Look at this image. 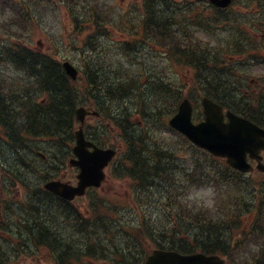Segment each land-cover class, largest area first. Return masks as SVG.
Returning a JSON list of instances; mask_svg holds the SVG:
<instances>
[{"label": "trees", "instance_id": "trees-1", "mask_svg": "<svg viewBox=\"0 0 264 264\" xmlns=\"http://www.w3.org/2000/svg\"><path fill=\"white\" fill-rule=\"evenodd\" d=\"M76 1L78 3H75ZM167 1H170V5L164 7ZM65 2L70 8L78 7L77 11H80L82 20H88V16L94 13L93 10H90L92 7L90 5L92 4L91 0H65ZM95 5L99 6L97 0ZM177 5L180 4L174 0H147L145 14L149 15L150 18L144 21L146 24L150 23L151 31H149L153 42L159 48L167 49L169 55L175 54L178 57L188 55L189 64L202 75L197 87L206 96L218 103H226L236 112L248 117L254 116L258 121L264 122V107L261 109L262 112H258V109L249 105L243 94H241V98L234 99L232 96L237 94L234 93L232 80L225 72L217 70L219 63L217 54L206 46L198 45L199 40H194L193 35L190 34L191 31L198 30L210 34L217 30V27L221 25L224 10L214 8L210 9L209 14H207L203 8L193 9L192 7L188 8V18L185 15L178 19L177 12L174 15L175 10L173 9V6L177 7ZM181 15L183 16V14ZM24 23H28V21L24 20ZM244 26H247L246 23ZM233 32L238 34L239 30L235 28ZM256 39L260 41H254L250 45V51L256 50L257 52L264 49V36L261 38L257 35ZM85 43L87 46V40ZM21 46L26 47V45ZM16 47L15 60L17 65L22 63L27 66L26 69L31 72V77L35 81L33 83L36 87L34 97L42 96L44 93H53L55 88L52 83L59 80L63 90L55 92L54 96L59 95L58 100L65 101V104L57 100H47L43 104L35 103V100L32 102L26 99L18 100L17 111L15 110L17 116L12 115L13 112L11 111L14 109H3L0 105V118L7 125L8 132L15 135L18 148L23 147L22 142L25 133L33 134L34 138H52L63 135L64 145L70 144L75 122L72 107L78 101H84V96H80L78 100L74 90V87L75 89L77 87L73 86V82L69 80L59 65L46 62V58L36 54V52L24 51L19 45ZM134 47L135 45L132 49ZM91 49L95 51L96 55L99 54L102 58L108 57L107 60L110 59V56L103 55L106 50L100 42L91 41ZM90 50L88 49L87 52L90 53ZM127 54H129L128 51ZM147 54L148 50L144 54L145 58L142 56L126 63L111 64L108 67L106 60L99 58L100 68L97 66L96 58L92 59L94 56L92 55L86 58L84 64V69L88 72L86 78H90L93 89L102 87L109 91L111 88L109 83L119 80L120 84L116 82L118 86L116 83L113 84L111 94L128 98L130 101L131 107L128 106L127 117L124 112L125 106L117 102L115 96L111 100L113 114L117 115L116 118L112 117L114 119L112 122L121 128L129 144L126 160L121 157L116 161L117 163L121 162L120 167L124 169L122 173L125 174L121 178L128 177L133 182L134 191L128 203L109 200L102 204L92 203L88 208L80 210L70 204L51 198V195L41 188L42 181L40 179L35 180L32 185L22 180V178L24 179L22 170L25 169L26 171L31 169L34 171L33 178L46 176L44 170L50 167L51 160H48L47 165H30L27 168L25 166L19 168V165H14L13 162L10 164L7 160L0 161V174H6L2 168H7L6 170L14 177H11L13 183L17 184L16 180L20 179L18 180L19 183L28 185L24 187L28 190V199L23 206L25 209H22L18 214L14 226L5 230L6 236L0 235V241L2 239L8 240V246L0 245L1 255H6L11 260L5 263L4 260L7 258H2L4 260H0V264H19V261L14 262L19 257H30L32 261L37 260V258H45L47 261L52 260L54 264H101L100 262L138 264L148 249V243L152 244V242L182 252L202 248V251L207 253L214 251L226 253L225 251L228 249L229 256L226 253V257H229L230 260L235 258L233 262L229 261L231 264H264V259L255 263L242 262L244 252L252 251L250 241L259 243L264 250V245L261 244L264 236H258L257 233L252 234L251 240L247 239L245 244L240 243L239 247L222 243L223 239L227 238V233H219L224 234L221 238L218 234L219 229L212 228V224L220 221L219 215L194 210L184 198V192L187 193L188 191H185V188L187 186L192 187L193 184H208L233 192L237 190L246 191L254 194L255 197L264 198V181L255 180L253 183L257 186L250 188L248 185L246 187L248 179H243L240 174L232 171L223 161L206 152L199 154V157H194L191 166H188L187 163H173L176 156L174 152L170 151L182 146V142H186L178 135L179 139L175 143L168 144L169 155L167 157L163 155V151L159 148L158 132L149 128V125L152 122L156 127L157 123L160 126L166 125V118L176 110L177 104L185 94L186 89L182 84L181 87L168 84L167 78L164 79L162 76L165 72L164 64L159 65L157 62L150 63L152 65L148 64ZM117 58L118 61L124 59L122 55L117 56ZM171 72L175 71L171 70ZM203 72H205L204 75ZM96 73L100 74L97 78ZM0 74H5L1 68ZM152 76L155 78V86L153 79H151ZM139 77H146L148 83L144 87L138 86ZM104 81H107L108 85H102ZM190 86L188 84V92ZM83 94L86 95L88 92ZM3 97L4 95L0 93V98ZM0 102L4 104L3 101ZM145 102L154 107L156 115L146 129L143 128V131L135 130L134 125L130 122L131 116L133 114L144 115L138 106L145 104ZM159 102L162 104L159 105ZM157 118L159 122H157ZM3 151L0 150V154H3ZM65 151H68L67 147ZM19 152L21 151L17 149L16 153ZM182 165H186V167ZM7 176H9L8 173ZM226 185L231 186V188ZM237 186H242V188ZM166 192H176V195L166 197ZM152 196L158 199H154ZM253 207L255 208L256 205ZM244 208L248 211L251 205L246 204ZM167 211L170 216L163 217V213ZM255 212L264 217V206L257 207ZM237 214L239 213L235 215ZM15 215L11 214L10 216ZM191 224H197L198 229L189 228L188 225ZM188 230L192 236L188 234ZM9 240H17V243L9 245ZM199 242L203 243L201 247L198 245ZM260 255L263 258L264 252Z\"/></svg>", "mask_w": 264, "mask_h": 264}, {"label": "water", "instance_id": "water-1", "mask_svg": "<svg viewBox=\"0 0 264 264\" xmlns=\"http://www.w3.org/2000/svg\"><path fill=\"white\" fill-rule=\"evenodd\" d=\"M213 3L217 5H225L227 2L224 0H211ZM65 69L69 76L75 78V70L65 63ZM205 105V112L208 115L209 124L204 125V132L206 133L205 140L202 137L199 129L197 127L191 126L189 124V112L190 106L187 100H184L180 106L178 113L170 119V124L179 130L185 132L192 140L195 141L198 145H204L208 147V149L214 154H219L227 157V161L232 166H235L242 170L250 169L248 165L244 163V152L247 151L248 143H244L245 133L249 131L251 134H259L258 129H256L248 122L243 119L238 120L233 117L230 124L220 126L221 124V114L218 106L207 102L206 99L203 100ZM85 112L82 109L76 110V117L79 120H82ZM185 130V131H184ZM245 131V132H243ZM190 135H189V134ZM264 136V132H262ZM75 138L77 144L74 146L73 150L76 153H85L86 142L83 140L81 131H77L75 133ZM96 153V159H92V161H99V163H95L92 166V172L95 175L96 184L102 179V174L100 172V168L102 165L106 163V161L110 158L111 152H102V151H94ZM92 152V154L94 155ZM88 155H85V157ZM264 170V167H263ZM46 188L61 194L64 197L71 198L77 191H73L69 189L67 186L59 183V182H49L45 185ZM145 264H224L222 260H220L216 256H203V255H192V256H176L175 254H165L162 252H155L153 256H151Z\"/></svg>", "mask_w": 264, "mask_h": 264}, {"label": "rangeland", "instance_id": "rangeland-1", "mask_svg": "<svg viewBox=\"0 0 264 264\" xmlns=\"http://www.w3.org/2000/svg\"><path fill=\"white\" fill-rule=\"evenodd\" d=\"M116 1H118V0H116ZM119 1L124 6L129 5L131 3H136L137 2V0H119ZM139 1H138V4L141 3V0H139ZM176 1H180V0H176ZM250 10H251V8L249 9V11ZM244 13H246L245 8L238 7V11H237V14H236V21L238 22V24L241 22L240 20H242V19H240V17ZM54 18H56V20H58L59 24H57V22L54 21V20H49L48 22L47 21L44 22L45 27H43L42 22L41 23L39 22L40 23V27L39 26L36 27L34 25L33 26V30L29 32V34H30L29 37L31 38L32 43H33L34 46H35V42L37 40H40V42L42 44L41 46L43 48L45 47L44 49L50 48L51 50L53 49V50H55L57 52H62L64 50V48L60 47L61 46L60 43H59L60 38L64 39L65 38L64 36L67 35V32L70 33L71 28H68L67 27V25H68L67 19L66 18L64 19V17H62L61 15L56 14L54 16ZM88 28L89 27H87V29H85V31L82 34H80V35L76 32V35L73 38H74L75 43L77 45L81 46L83 40H87L88 42H90L92 40V38L90 36V30ZM19 32L20 33H23L25 35V32L26 31L24 29H20ZM47 33L48 34H51V36L48 35ZM24 35H22L21 37L22 38H26V36H24ZM111 40H113V39H111ZM205 43H206V40L204 42H202L201 44L207 45ZM207 43L208 44H212L213 46L217 47V49L219 47L217 45V42L215 40H208ZM89 48H90V45H87L84 49H81L80 50L81 56H83V59L84 60H86V58L88 56H90V53L87 52V50ZM219 49H220V47H219ZM217 52H218V50H217ZM235 56L236 55H233L231 57L232 58H235ZM236 59H237V57H236ZM230 60H232V59L229 58V54L227 52H223L222 51L221 53H219V55H218V61H219L220 64L221 63L222 64H225V66L227 67V68L224 69L225 71L230 70L231 66H233L235 68L236 74H237V72H240L242 74V79H247L248 81H249L250 78H252V77L258 75V73L264 71V67H262L264 65H262L258 61H253L252 63H250L251 65H253V67L251 69H249L250 70L249 71V70L243 69L242 67L239 68V65L236 63V61H231L230 62ZM175 62L177 64V69H176L177 74H176V76L179 77L180 80L185 79V77L182 74L185 75V71L188 74V69L183 68V66L187 67V64L186 63H183L182 60H180L179 58H176L175 59ZM178 65H179V67H178ZM193 75H194V73H193ZM177 82H178V84H181L182 83L181 81H177ZM74 90L77 93V89H75V87H74ZM177 152H179V151H177ZM181 154H182V156L188 157V156H191V151L184 149L181 152ZM183 159H185V158H183ZM187 164L189 165L188 162H187ZM65 170H67V168ZM27 172L28 171H24L23 173L26 175ZM128 186L131 188V187H133V184H129L128 183ZM211 194L212 193H210L209 190H198V191H195L193 193H190V196H191L190 198L193 199V198H196L197 197L196 199H197L198 202H201V201H209L210 202V200H211V197H210ZM23 195L21 197H23ZM175 195H176V193H175ZM153 207L155 208V206H153Z\"/></svg>", "mask_w": 264, "mask_h": 264}, {"label": "bare ground", "instance_id": "bare-ground-1", "mask_svg": "<svg viewBox=\"0 0 264 264\" xmlns=\"http://www.w3.org/2000/svg\"><path fill=\"white\" fill-rule=\"evenodd\" d=\"M99 5H102V8L99 9V19L101 20V23L103 24V26L105 28H107L109 30V35L115 37L118 32H119V25L124 22L123 21V16L120 12H117L116 14H111L110 9L112 7H116L117 9H122V7L119 5L118 1L116 0H98L97 2ZM95 6V4H90ZM131 32L135 31V29L133 27H130L129 29ZM136 43V41H131L130 46H133ZM127 51L132 54V52L134 50H132L131 48H129L127 46ZM75 72H77V69H75L74 67H72ZM129 80V79H128ZM235 99V95L232 96ZM1 244V241H0ZM2 254V249L0 252V260H4L2 258H7L5 261V263L10 262L11 260L10 257L6 256V255H1ZM4 263V264H5Z\"/></svg>", "mask_w": 264, "mask_h": 264}, {"label": "flooded vegetation", "instance_id": "flooded-vegetation-1", "mask_svg": "<svg viewBox=\"0 0 264 264\" xmlns=\"http://www.w3.org/2000/svg\"><path fill=\"white\" fill-rule=\"evenodd\" d=\"M13 116H17V112H13L12 113ZM3 128V126L0 124V145H1V140L3 139L4 141V144L6 145V147L9 149V151H13L15 150V145H16V139H15V135L12 134V133H9L8 132V136H2L1 134V129ZM4 131H5V128H3ZM14 148V149H13ZM262 156H263V162H264V151L261 152ZM12 155V154H11ZM11 155H10V158H11ZM5 160V159H3ZM253 162V161H252Z\"/></svg>", "mask_w": 264, "mask_h": 264}]
</instances>
